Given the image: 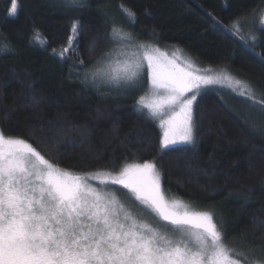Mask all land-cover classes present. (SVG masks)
Masks as SVG:
<instances>
[{
    "label": "trees",
    "instance_id": "16d2710c",
    "mask_svg": "<svg viewBox=\"0 0 264 264\" xmlns=\"http://www.w3.org/2000/svg\"><path fill=\"white\" fill-rule=\"evenodd\" d=\"M10 3L0 0V44L14 49V54L0 53V129L24 137L75 174L155 162L167 196L214 212L225 243L251 250L250 264H264V137L251 127L264 125L258 105L250 106L231 90L206 89L194 108L195 142L161 149L158 118L137 111L135 104L146 90L145 78L136 90L105 97L85 89L69 75L70 64L52 55L67 45L78 21L80 56L70 59H84L92 68L111 46L106 33L115 25L136 41L176 48L203 67L225 69L250 83L260 100L264 33L254 24L259 25L264 0H86L84 7L72 9L63 0H18L16 18L7 15ZM121 6L135 13L134 24ZM256 8L254 21L251 16L238 21L237 35L221 27ZM120 16L127 22L117 20ZM253 34L258 37L254 47L239 38ZM71 71L83 75L85 69Z\"/></svg>",
    "mask_w": 264,
    "mask_h": 264
},
{
    "label": "snow or ice",
    "instance_id": "6c2138e0",
    "mask_svg": "<svg viewBox=\"0 0 264 264\" xmlns=\"http://www.w3.org/2000/svg\"><path fill=\"white\" fill-rule=\"evenodd\" d=\"M85 3L63 0L69 9L82 8ZM121 7L134 24L135 13ZM18 11V0H11L7 15L16 18ZM259 12V8L252 9L230 26L221 27L235 36L238 21L249 16L254 21ZM254 27L264 33V16ZM79 31V23L74 21V35L59 52L53 49L52 55L70 64L69 75L85 89L92 87L105 97L142 85L146 71L150 97H139L137 111L147 110L152 118L159 119L161 149L178 142H195L194 108L206 89L227 85L234 94L257 106L250 83L228 71L200 74L191 63L181 66L175 59L162 61L147 51L141 57L138 49L144 46L134 45L132 37L115 25L106 35L122 47L110 50L96 59L92 68H86L84 59H70L80 56ZM239 38L246 46L249 40L252 47L258 42L255 34ZM133 47L137 52L128 51ZM9 52L14 54L9 44H0V53ZM72 68L85 71L81 75ZM258 107L264 114V96ZM251 127L264 137V125ZM89 180H99L105 187L123 186L135 197L132 202L143 206L141 212L134 215L115 195L93 187ZM161 180L155 162L147 160L128 164L104 179L74 175L46 159L24 137L8 136L0 129V264H250L251 250L237 248L235 242L232 246L225 243L226 233L214 212L190 211L181 200H167ZM145 212L154 214L157 226L140 219Z\"/></svg>",
    "mask_w": 264,
    "mask_h": 264
},
{
    "label": "rangeland",
    "instance_id": "374dc122",
    "mask_svg": "<svg viewBox=\"0 0 264 264\" xmlns=\"http://www.w3.org/2000/svg\"><path fill=\"white\" fill-rule=\"evenodd\" d=\"M117 16V15H116ZM262 16H264V12H263V14L261 15V17ZM117 20H119V21H123L124 23H126L127 22V19L126 20H124V17H122L121 18V16L120 17H117ZM118 28V27H117ZM122 31V30H121ZM124 32V31H123ZM124 33H126V32H124ZM128 35L131 37V35L128 33ZM109 39H111V37L109 38ZM132 43L134 44V45H137V46H139V45H143L144 47H141V48H139L138 49V55L139 56H143L144 55V53H145V51H147V52H149L150 54H152V55H154V56H157V57H159L162 61H166V60H172V59H175L176 60V62L178 63V64H180L181 66H183L185 63H191L192 64V66L198 71V73H200V74H207V75H218V74H220L222 71H226L225 69H221V68H218V69H216V68H211V67H203V66H201V65H199L192 57H189L187 54H183V53H181L180 51H178L176 48H173V49H170V48H164V47H161V48H159L158 46H156L155 44H153V43H148V42H144V41H136L134 38H132ZM110 47L109 48H107L106 49V53H108L110 50H112V49H114V48H121L122 47V45H119V44H115V43H113V41H112V39L110 40ZM159 50V51H156V50ZM129 52H137V48H135V47H133V48H131V49H129L128 50ZM145 65H146V62H145ZM229 74L230 75H233V74H231L230 72H229ZM234 76V75H233ZM235 77V76H234ZM144 78H145V81H147V72L145 71V74H144ZM236 78V77H235ZM239 79V78H238ZM242 80V79H241ZM242 81H244V80H242ZM140 87V85H138L135 89H133V90H136V89H138ZM212 88H221V89H227V90H230L228 87H227V85H224V86H220V85H217V86H214V87H212ZM254 89V88H253ZM105 91H107V89H105ZM130 91H132V90H130ZM256 93V92H255ZM141 96H146V97H150V93H149V85H148V83H147V86H146V90L141 94ZM140 97V96H139ZM139 97H138V99H139ZM190 98V97H189ZM137 99V100H138ZM255 99L257 100V105L259 104V97H258V94L256 93V96H255ZM137 100H136V107H138L137 106ZM249 103H250V106H253V104L251 103V101L249 100ZM254 108H256L257 106H253ZM252 107V108H253ZM146 112H147V110H145ZM148 113V112H147ZM149 114V113H148ZM170 114V113H169ZM165 119L167 118V117H164ZM158 123H159V125H160V121H159V119H158ZM162 132H163V130H162V128H161V136H162ZM177 144H188V143H182V142H178V143H176V144H174V145H177ZM47 159V158H46ZM128 164H126V165H124V166H122V168L123 167H125V166H127ZM56 166L57 167H59V168H61L60 166H58L57 164H56ZM122 168L121 169H119V170H117V171H111V172H108V171H104V170H100V171H89V172H87V173H78L79 175H84V174H90V175H98L99 176V178L100 179H104V178H106L109 174H111V175H116L119 171H121L122 170ZM61 169H63V168H61ZM63 170H65V169H63ZM66 171V170H65ZM68 171V170H67ZM160 171V170H159ZM68 172H70V171H68ZM71 174H74L75 175V173H72V172H70ZM89 183L90 184H92V186L93 187H96V188H98L99 190H101V191H104V192H108V193H111V194H113V195H115V197L121 202V203H123L124 205H125V207L129 210V211H131L134 215H136V214H138V213H140L141 212V209H142V205H140V203H139V201H136L137 202V204H139V206H140V208L139 209H134L133 207H131L129 204H127L126 203V201L125 200H127V199H125V197L124 198H122L121 196H120V193H119V191H124L125 193H126V195H129L130 196V198H131V200L132 201H134L135 200V197L127 190V189H123V186H121V185H108L107 187H105L104 185H101L100 183H99V180H89ZM161 185H162V182H161ZM164 195H165V197H166V199L167 200H169V201H172V200H181V201H183L182 199H177V198H175V197H173V196H167L166 195V193L164 192ZM185 204H187L188 206H189V210L190 211H205V210H197V209H195L192 205H190L189 203H186L185 201H183ZM153 216H154V214H152V215H149V214H147L146 212L143 214V215H141L140 216V219H142V220H145V221H147V222H149V223H152L153 224V226H157L156 225V223H155V221L153 220ZM261 264V263H260Z\"/></svg>",
    "mask_w": 264,
    "mask_h": 264
}]
</instances>
